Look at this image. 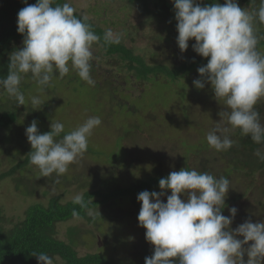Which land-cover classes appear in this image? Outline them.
<instances>
[{"label": "clouds", "instance_id": "obj_1", "mask_svg": "<svg viewBox=\"0 0 264 264\" xmlns=\"http://www.w3.org/2000/svg\"><path fill=\"white\" fill-rule=\"evenodd\" d=\"M24 2L26 6L17 14L23 47L10 54L9 72L0 79V87L15 97L18 105H24L21 74L31 73L43 90L55 73L63 78L75 70L81 80L94 86L92 49L101 38L85 22L86 17L78 16L67 2ZM201 2L172 0L179 50L184 53L194 40L193 51L207 59V64L197 69L200 79L193 81L195 88L210 84L215 98L223 99L229 109L219 113L220 119L206 134V141L218 152L227 151L235 143L230 134L239 129L254 143L264 144V123L255 107L264 99V53L257 48L262 37L256 28L257 22L264 24V0L254 11L241 9L236 0L203 7ZM103 39L107 44H119L122 33L107 29ZM31 103L39 106L42 100L33 96ZM101 124L99 117H89L57 139L64 133L63 123H51L50 132L41 134L38 122L32 121L25 133L32 148L30 163L38 167L41 177L64 175L83 157L89 137ZM254 155L264 160L259 149ZM159 188L160 192L145 190L137 196L141 204L139 226L154 246V254L145 257L144 264H264V221L248 219L232 230L238 209L231 207L230 216L222 214L230 190L228 178L184 168L161 178ZM169 191L165 203L162 197ZM182 195L187 199H181ZM73 200L87 209L82 195L76 194ZM32 256L38 264H55L59 259L46 253Z\"/></svg>", "mask_w": 264, "mask_h": 264}, {"label": "trees", "instance_id": "obj_2", "mask_svg": "<svg viewBox=\"0 0 264 264\" xmlns=\"http://www.w3.org/2000/svg\"><path fill=\"white\" fill-rule=\"evenodd\" d=\"M68 1L70 0H55V3L62 5ZM102 1L106 2L107 0ZM108 1L109 3H117L122 4L124 7L134 8L142 17H145L148 23L163 24L161 34H158V37L156 36L157 42L165 48L166 46L170 47L175 44V48L179 49L176 43L178 32L176 30L177 21L175 20L174 4L169 2V0ZM36 2L37 0H27L28 5H33ZM236 2L239 7L242 5L249 7L250 11L257 10L260 6V0H236ZM213 3L223 5L224 0H202L201 6H210ZM25 6L24 0H0V79L6 78L9 72L10 54L20 49V43H22L23 47L24 36L18 32L17 14ZM76 14L85 17L77 12ZM92 14L100 15L101 11L96 10ZM85 22L90 24L95 34L101 38L99 42L94 43L92 49L94 59L91 61V75L93 80L95 79L94 87L98 90L101 88L105 92L109 91L111 102L115 101L116 97L117 99L123 97L121 95L123 93L119 92L118 87V90L112 89L109 85L112 86L113 84H108L107 81L104 82L106 84L98 81L101 70L106 66L108 70L110 69L109 75L117 72L125 74L123 79H125L126 89H128V82L131 81V83L141 86L144 89L143 92L148 94L159 90L160 92H167L168 95L171 94V97L175 98L174 95L177 96V93H184L185 99L164 100L168 104L165 109L161 110L165 116H163V123L159 122V124L164 126L162 130L165 132L160 133L159 131L157 133L158 136H170L175 141H179V132L185 127H188L195 134H193L192 140L186 138L179 141L182 145V153L185 155L182 157L183 161L178 170L180 171L184 168L186 170L195 169L198 172H208L217 178L221 176L228 178L230 180V190L225 200L226 209L222 211L224 216H230L229 209L235 206V202L239 200L251 202L252 205L243 208L244 212H237L230 226L232 230H235L241 222H245L248 219H251L254 223L264 221V160L254 155L258 149L264 154V144L254 143L250 136H246L239 129H236L230 134L231 139L235 143L229 150L218 152L208 145L206 134L211 129L206 131L207 125L204 121L207 122L208 119L212 118V115L210 114V117H207L208 119L197 120L200 116V107L203 104L206 106L205 103H209L208 107L211 109L214 101H220L224 104L225 102L223 99H216L214 91L211 87H206L207 84H205L203 89H197L193 84L194 80L200 79L197 69L207 64V59L193 51L192 45L195 41L189 42V47L184 53H181L179 50L177 54L167 57L164 61L146 63L139 56L135 55V47L129 48L122 39L119 44H107L103 39L106 29L101 24L95 23L87 17ZM256 28L258 35L262 37L257 48L258 51L264 53V24L257 22ZM124 34L128 39L130 35L138 34V30L136 32L125 31ZM149 51H151V59H153L155 51ZM164 51L166 52V49ZM176 59L180 61L178 64L174 63ZM170 60H174V62ZM21 75L20 91L28 93L32 87L36 92L35 94L38 93V97L40 99L41 97L43 98L41 99V105L30 106V99L35 94L27 97L28 106H26L30 109H28L25 123L23 124L18 123V115L13 111L0 114V131L9 133L3 138L2 142L9 144L13 141L18 145L14 157L20 158L24 150L29 149L25 159L12 167L8 172L1 174L0 180L12 176L17 170H22L30 163L28 155L32 151V148L25 133L28 127V120L33 116V113L35 112V114L37 113L36 115L39 114V116L50 120L49 115L46 116L50 108V105H47V103L54 101L57 97H63L62 88L64 89V87L56 85L55 82L59 75L58 72L55 73L50 86L43 90H41L37 81L33 79L31 73ZM64 78H61L60 82H65L66 79L64 80ZM78 78L80 77L76 74L73 81ZM205 90H208L214 96L209 99H207L208 97L205 98ZM0 94L8 95L2 87H0ZM105 95L107 96V93ZM149 97L152 99V95ZM124 98L126 97L124 96ZM176 101L180 104H176ZM130 105L135 107L133 102ZM190 105H193V107L191 108ZM19 106L24 108V105ZM255 107L260 113L261 122L264 123V99L258 102ZM32 108H36V111H31ZM127 109L130 110L129 107ZM211 113L215 114L216 111L215 113ZM215 117H219V113ZM200 127L205 128L204 134H201ZM50 130V126L38 129L41 134L50 132ZM190 131L188 130V133ZM151 133L153 134L152 131ZM64 134L66 133H62L57 139H60ZM10 135L14 136L10 137ZM169 174L162 173L161 167H158L151 169L143 177L135 181H128L126 184H118L119 181H122L120 176L117 179L110 178L107 181H105V178H101L96 187L91 188V191L85 192L82 195L84 202L88 206L87 209L74 203L73 199L64 202L60 197H52L47 205L39 203L29 205L24 211L23 217L18 219L17 222L7 221L0 212V264H38L37 258L32 256V253H46L51 257H58L59 259L55 260V264H144L145 257H151L154 251H148V249L142 250L132 256L119 258V260L105 256L103 253H91L80 256L76 250L78 244L76 239L78 234L77 228L68 227L65 233L66 239L62 240L57 236V227L59 224L67 223L73 219H79L88 223L96 219L99 221L105 220V216L108 213L110 215L112 213L113 215H118L120 218L131 215L136 216L135 220L138 224L137 219L141 208V204L137 200L138 194L145 190L149 192L160 190L159 180L166 178ZM20 176L21 179H14V182H16L15 188L20 190L22 194L28 195V191L25 189V182H21V180H24L22 179V172ZM184 196L187 199V196ZM99 208L101 210L96 213V216L88 215L89 211L97 212ZM74 212L76 215L73 214ZM112 218L116 220V216ZM116 240L120 241V239ZM244 259L247 260V256Z\"/></svg>", "mask_w": 264, "mask_h": 264}, {"label": "rangeland", "instance_id": "obj_3", "mask_svg": "<svg viewBox=\"0 0 264 264\" xmlns=\"http://www.w3.org/2000/svg\"><path fill=\"white\" fill-rule=\"evenodd\" d=\"M169 2L172 3V0H169ZM67 3H70L77 13L101 24L106 30L112 29L114 32L122 33V40L125 44L129 48L135 47V55L146 63L164 61L167 57L173 56L179 51L175 48V44L165 48L157 42V35L161 34L163 24L148 23L145 17H142L134 8L109 3L108 0L106 2L102 0H70ZM241 9L250 11L249 7L243 5ZM96 10H100L101 14L93 15L92 13ZM137 30L138 34L126 38L125 31L136 32ZM19 46L22 48V43ZM164 49H166V52ZM149 50L155 51L153 59H151V51ZM170 61L174 62V60ZM179 62V59H176L174 63L178 64ZM104 67L101 70V75L98 76V81L101 83L107 81L108 84H113L112 86L109 85L112 89L118 87L119 92L123 93L121 99L116 97V100L111 102L109 91L105 92L101 88L98 90L80 78H78L80 81L78 79L73 81L77 73L75 70H70L64 76L65 78L63 77L64 80L66 79L65 82H60L59 75L56 78V85L64 87V89L62 88L63 97H57L54 101L47 103L50 108L46 116L49 115L50 120L39 116V114L36 115L37 113L34 112L36 108L31 109L34 113L28 120V126L35 120L38 122V129L48 128L51 123L60 122L64 124V132L68 133L93 116L99 117L102 124L93 130L88 139L87 151L83 157L77 163L70 165L68 172L64 175L57 177L53 174L50 177H41L38 167L28 163L22 170H17L12 176L0 180V212L7 221L17 222L18 219L23 217L24 211L29 205L34 203L47 205L52 197H60L64 202L70 201L76 194L83 195L85 192L91 191V188L98 185L101 178H105V181H107L110 178L117 179L120 176L122 181H119L118 184H126L128 181H135L143 177L145 173H149L153 168L161 167L164 174L179 171L178 169L183 161L182 157L185 155L182 153V145L179 141L186 138L192 140L195 134L188 127H185L179 132V141H175L170 136H158L157 133L159 131L160 133L165 132L162 130L164 126L159 124V122L164 121L163 116H165L161 110L165 109L168 104L164 100L185 99L184 93L179 94L180 92H176L177 96L174 95L175 98H172L171 94L168 95L167 92H160L159 90L148 94L143 92L144 89L141 86L131 83V81L128 82L129 86L127 85L128 89H126L125 79H123L125 74L117 72L109 75L110 69ZM30 83L32 84L31 81ZM206 87H211V85L207 84ZM29 91L23 93L25 96L24 108L17 104L15 97L9 94L7 96L0 94V114L13 111L18 115V123H25L28 109H30L27 107V97L36 93L32 87ZM120 93L119 96L121 97ZM205 93L206 96L204 95V97H208L207 99L214 96L208 90H205ZM37 94L34 96H38ZM150 95H152V99L149 97ZM131 102L135 107L130 105ZM176 104L180 103L176 101ZM205 104L207 107L204 104L201 105L200 116L197 120H205L211 114L212 118H207V122L204 121L207 125L206 131H208L220 119V117L215 116H218L221 111L229 109H227L226 104L220 101H214L211 109L208 107L209 103ZM29 105L32 106L31 99ZM128 107L130 110L127 109ZM190 107L192 108L193 105H190ZM131 111L133 112L131 113ZM188 130L190 133H188ZM199 130L201 134H204L205 128L200 127ZM168 133L170 134L169 131ZM8 134V132L0 131V175L22 162L26 153L29 152V149L24 150L20 156L21 159L15 158L14 154L18 145L13 141L9 144L2 142ZM131 134L133 137H131ZM13 136L10 135V137ZM21 172L22 179H24L21 182H25L28 195L22 194L20 190L15 188L16 182H14V179H21ZM56 179H59L58 184L54 183ZM168 195H171L170 191L162 197L163 202L166 203ZM181 199L186 198L182 195ZM250 205H252L250 201L239 200L235 202L234 207L242 213L244 212L243 208ZM100 210L99 208L97 212L91 211L94 215H90L89 211L88 215L96 216V213ZM114 216H116V220L112 218ZM135 218L136 216L132 215L120 218L118 215L108 213L105 220L99 221L96 219L91 223L73 219L58 225L57 236L65 240L68 227H76L78 230L76 250L80 256L103 253L105 256L119 260V258L132 256L142 250L154 251V246L145 239L146 230L140 227L139 223H136ZM116 239H120V241Z\"/></svg>", "mask_w": 264, "mask_h": 264}]
</instances>
